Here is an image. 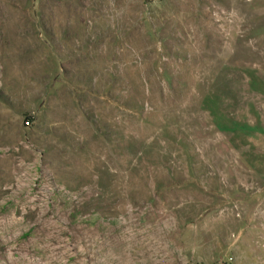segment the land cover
<instances>
[{"label": "rangeland", "instance_id": "obj_1", "mask_svg": "<svg viewBox=\"0 0 264 264\" xmlns=\"http://www.w3.org/2000/svg\"><path fill=\"white\" fill-rule=\"evenodd\" d=\"M10 1L0 264H264V0Z\"/></svg>", "mask_w": 264, "mask_h": 264}, {"label": "trees", "instance_id": "obj_2", "mask_svg": "<svg viewBox=\"0 0 264 264\" xmlns=\"http://www.w3.org/2000/svg\"><path fill=\"white\" fill-rule=\"evenodd\" d=\"M15 2L17 0H14ZM21 1V0H19ZM81 1V0H80ZM14 5V3H12L10 0H0V20L3 19H7L12 13L13 14H17L18 16H20V18H25L26 15H24V11L19 9H14L13 11H9L8 8L9 6ZM11 8V7H10ZM22 20V19H21ZM48 25L44 24V28H46L45 30L49 32L50 29H48ZM23 32H26V27L22 24V30ZM3 36H7L10 34V28H8L4 21H0V35Z\"/></svg>", "mask_w": 264, "mask_h": 264}]
</instances>
